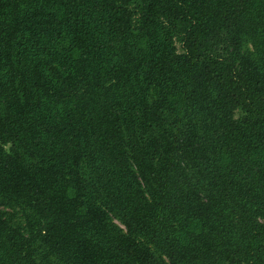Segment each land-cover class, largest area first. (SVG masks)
Returning a JSON list of instances; mask_svg holds the SVG:
<instances>
[{
	"label": "trees",
	"instance_id": "1",
	"mask_svg": "<svg viewBox=\"0 0 264 264\" xmlns=\"http://www.w3.org/2000/svg\"><path fill=\"white\" fill-rule=\"evenodd\" d=\"M0 264H264V0H0Z\"/></svg>",
	"mask_w": 264,
	"mask_h": 264
}]
</instances>
